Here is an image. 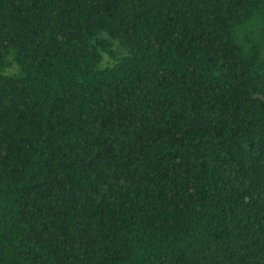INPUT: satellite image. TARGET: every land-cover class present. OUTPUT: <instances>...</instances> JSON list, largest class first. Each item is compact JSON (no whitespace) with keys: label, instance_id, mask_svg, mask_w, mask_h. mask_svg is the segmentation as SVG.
Listing matches in <instances>:
<instances>
[{"label":"trees","instance_id":"1","mask_svg":"<svg viewBox=\"0 0 264 264\" xmlns=\"http://www.w3.org/2000/svg\"><path fill=\"white\" fill-rule=\"evenodd\" d=\"M0 264H264V0H0Z\"/></svg>","mask_w":264,"mask_h":264}]
</instances>
